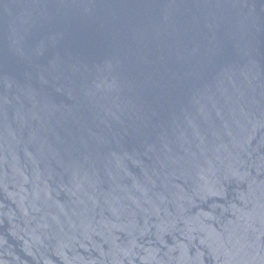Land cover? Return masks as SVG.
I'll return each instance as SVG.
<instances>
[{
  "label": "water",
  "instance_id": "water-1",
  "mask_svg": "<svg viewBox=\"0 0 264 264\" xmlns=\"http://www.w3.org/2000/svg\"><path fill=\"white\" fill-rule=\"evenodd\" d=\"M0 264H264V0H0Z\"/></svg>",
  "mask_w": 264,
  "mask_h": 264
}]
</instances>
